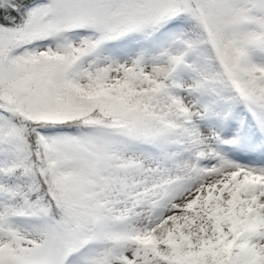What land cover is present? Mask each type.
<instances>
[{"label":"snow or ice","instance_id":"snow-or-ice-1","mask_svg":"<svg viewBox=\"0 0 264 264\" xmlns=\"http://www.w3.org/2000/svg\"><path fill=\"white\" fill-rule=\"evenodd\" d=\"M0 264H264V0H0Z\"/></svg>","mask_w":264,"mask_h":264}]
</instances>
